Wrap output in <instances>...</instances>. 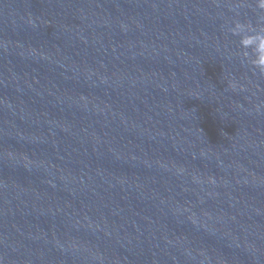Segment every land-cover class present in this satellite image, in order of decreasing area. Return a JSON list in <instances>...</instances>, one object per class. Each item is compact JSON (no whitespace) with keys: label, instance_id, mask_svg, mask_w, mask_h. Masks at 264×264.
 <instances>
[{"label":"water","instance_id":"95a60500","mask_svg":"<svg viewBox=\"0 0 264 264\" xmlns=\"http://www.w3.org/2000/svg\"><path fill=\"white\" fill-rule=\"evenodd\" d=\"M257 37L264 0H0V264H264Z\"/></svg>","mask_w":264,"mask_h":264},{"label":"clouds","instance_id":"9594fccd","mask_svg":"<svg viewBox=\"0 0 264 264\" xmlns=\"http://www.w3.org/2000/svg\"><path fill=\"white\" fill-rule=\"evenodd\" d=\"M245 43L247 44L248 41H245ZM253 55L255 56L253 61L255 66L264 71V37L256 38V49H254Z\"/></svg>","mask_w":264,"mask_h":264}]
</instances>
